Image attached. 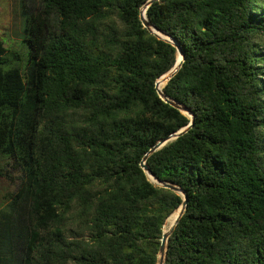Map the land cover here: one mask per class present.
<instances>
[{
  "label": "trees",
  "instance_id": "1",
  "mask_svg": "<svg viewBox=\"0 0 264 264\" xmlns=\"http://www.w3.org/2000/svg\"><path fill=\"white\" fill-rule=\"evenodd\" d=\"M147 1H18L27 50L0 41V162L18 176L0 264H157L183 198L139 164L190 122L156 93L171 68L157 89L193 124L145 162L187 196L164 264H264V0L141 10L184 56L167 83L181 56L141 25Z\"/></svg>",
  "mask_w": 264,
  "mask_h": 264
},
{
  "label": "water",
  "instance_id": "2",
  "mask_svg": "<svg viewBox=\"0 0 264 264\" xmlns=\"http://www.w3.org/2000/svg\"><path fill=\"white\" fill-rule=\"evenodd\" d=\"M155 1H158V0H148L139 10V21L141 23V25L143 26V28H145L146 30H148L149 33L153 34L154 36H156L157 38L159 39H162V40H165V41H168L169 43H171L177 50V53L180 54L181 56V62L178 64L177 68H173L174 70V73L171 74L168 78H167V81L166 83L170 80V78L173 77V75L178 71V69L181 67L183 61H184V56L181 52V50L179 49L178 45L169 37L167 36L166 34L162 33L161 31L157 30L156 28L152 27L150 25V23L148 22L147 20V17L144 19L141 15V10H144V12L146 13V10L148 9V7L152 4V2H155ZM146 15V14H145ZM157 32V33H155ZM172 71V68L167 72L165 73L164 75H162L161 77L163 76H166V75H169ZM160 77V78H161ZM158 78V79H160ZM157 79V80H158ZM157 80L155 82V89H156V93L157 95L159 96V98L169 104L170 106H172L173 108L179 110L181 113L183 114H187L190 118V122L188 123V125L185 127V128H182L180 129L179 131H177L176 133H174L173 135H170L169 137H167L166 139L164 140H161L159 141L155 146H153L148 152L147 154H145L143 156V158L141 159V162L139 164L140 168L142 169V171L145 173V175L147 176L148 180L157 185V186H160L164 189H168L180 196H182L183 198V201H182V204L179 206V214H178V217L176 219V222L174 224V226L169 230L168 233H163L162 232V237H161V240H160V247H159V251H158V262L157 264H164L165 262V254H166V246H167V241H168V237L169 235L173 232L179 218L181 217V215L183 214V212L185 211V208H186V203H187V196L186 194L180 189L178 188L177 186H174V185H171V184H168V183H164V182H160L158 181L156 178H154V176L149 172V168L148 166L145 164L147 158L149 155H151L152 153L158 151L159 149H161L162 147H164L168 142H171L175 139H177L180 135H182L183 133H185L187 131V129H189L192 124H193V114L185 107L177 104L176 102L172 101V100H169L168 98H166L163 93L161 91H159L157 89ZM165 83V85H166ZM170 216V215H169ZM168 216V217H169ZM167 217V218H168Z\"/></svg>",
  "mask_w": 264,
  "mask_h": 264
},
{
  "label": "rangeland",
  "instance_id": "3",
  "mask_svg": "<svg viewBox=\"0 0 264 264\" xmlns=\"http://www.w3.org/2000/svg\"><path fill=\"white\" fill-rule=\"evenodd\" d=\"M19 0H0V41L5 48L20 52L27 50L23 41V17L20 15ZM25 65V61L22 60ZM3 174L0 178V209L6 204V195L14 192L18 186L17 173L10 164L0 162Z\"/></svg>",
  "mask_w": 264,
  "mask_h": 264
},
{
  "label": "bare ground",
  "instance_id": "4",
  "mask_svg": "<svg viewBox=\"0 0 264 264\" xmlns=\"http://www.w3.org/2000/svg\"><path fill=\"white\" fill-rule=\"evenodd\" d=\"M185 115H187V114H185ZM188 116V115H187ZM176 222V221H175Z\"/></svg>",
  "mask_w": 264,
  "mask_h": 264
}]
</instances>
